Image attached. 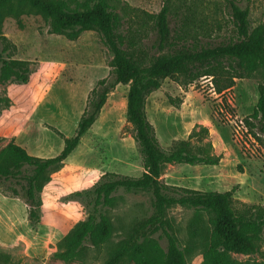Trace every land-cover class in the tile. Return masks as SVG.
Returning <instances> with one entry per match:
<instances>
[{"label":"rangeland","instance_id":"374dc122","mask_svg":"<svg viewBox=\"0 0 264 264\" xmlns=\"http://www.w3.org/2000/svg\"><path fill=\"white\" fill-rule=\"evenodd\" d=\"M70 1L74 4L83 0ZM236 1L248 7L251 27L264 21V0ZM109 2L116 5L121 31L126 32L129 24L140 26L137 15L158 12L165 0ZM197 2L200 12L197 17L205 20L203 27L209 30L208 34H199L202 40L233 35L226 0ZM178 3L179 0H174L173 13L180 11L175 7ZM175 21L172 14L171 26ZM150 25L145 24L144 29H151ZM0 35L6 38L1 44L5 48L4 56L26 61L29 76L27 82L16 75L0 79V150L13 141L32 155L54 156L63 146V139L55 130L67 137L74 134L90 90L100 78L109 75L112 54L100 32L85 30L75 39L53 33L44 16L21 0H12L3 10ZM153 39L154 33L148 30L143 42L152 53L155 52L150 48ZM260 79L261 72L236 78L230 89L217 93L206 76L186 87L166 77L158 89L147 95V118L164 148L186 139L193 128L199 130L197 126H204L208 135L202 141L208 139L214 154L220 157L214 165L164 164L162 180L200 190L233 188L236 211L254 203L264 205V143L252 136L244 122L256 104ZM127 90L128 84L119 83L108 93L98 118L66 158L61 171L52 174L41 193L43 215L36 228L28 224L26 203L0 192V248L21 264H103L108 251L129 228L150 214L149 193L120 190L121 197L110 212L113 237L106 244L90 249L83 260L64 262L53 256L58 241L84 215L79 203L63 200L64 195L90 186L107 171L132 176L143 172L134 131L126 120ZM200 136L203 137L202 132ZM259 136L264 141V135ZM167 212L179 229L181 243L189 245V262L205 264L203 239H190L187 234L192 209L177 204ZM159 241L166 246L164 237ZM231 256L238 264H264V233L255 251H232Z\"/></svg>","mask_w":264,"mask_h":264},{"label":"trees","instance_id":"16d2710c","mask_svg":"<svg viewBox=\"0 0 264 264\" xmlns=\"http://www.w3.org/2000/svg\"><path fill=\"white\" fill-rule=\"evenodd\" d=\"M12 0H0L2 12ZM40 12L49 22L50 31L75 39L82 31L96 30L112 54L110 72L100 78L90 90L74 134L62 137L63 146L54 156L40 157L11 141L0 150V192L19 197L27 205V221L31 228L41 222L42 196L52 174L63 167L66 158L80 143L81 137L98 118L108 93L119 83L128 84L126 120L132 125L133 138L138 146L143 172L138 176L112 171L102 173L90 186L71 191L63 200L79 203L84 213L57 243L53 256L64 262L83 260L90 249L106 244L114 233L111 210L121 197L120 190L147 192L151 195L150 214L138 219L108 251L103 264H192L188 260L189 245L181 243L179 229L168 208L181 205L192 209L187 222L190 239L202 238V260L205 264H238L232 251L253 252L264 233V205L254 203L236 211L234 189L226 191L200 190L166 183L161 178L164 164H210L219 162L213 144L206 139L204 126L193 128L186 139L164 148L146 114V97L169 77L186 87L206 76L214 90L230 89L236 78L261 72L258 98L244 122L257 140L264 141V21L251 27L249 9L236 0H226L233 35L224 39L202 40L208 34L205 20L197 17V0H179L172 12L174 0H165L156 13L143 12L139 27L128 25L122 32V21L115 4L109 0H21ZM176 11V10H175ZM174 14L175 25L171 26ZM137 23V21H135ZM212 26L213 21H210ZM151 23V29L144 25ZM218 27L219 23L216 21ZM143 27V28H141ZM133 28V29H132ZM148 30L154 33L151 50L143 42ZM210 36V35H209ZM6 38L0 35V79L11 75L28 81L26 61L4 56ZM201 132L203 137H201ZM197 138V142L192 139ZM164 237L166 246L160 244ZM0 264H21L0 248Z\"/></svg>","mask_w":264,"mask_h":264},{"label":"crops","instance_id":"0c3cea01","mask_svg":"<svg viewBox=\"0 0 264 264\" xmlns=\"http://www.w3.org/2000/svg\"><path fill=\"white\" fill-rule=\"evenodd\" d=\"M59 171H61V169H60V170H58V172H59ZM56 173H57V172H56Z\"/></svg>","mask_w":264,"mask_h":264}]
</instances>
